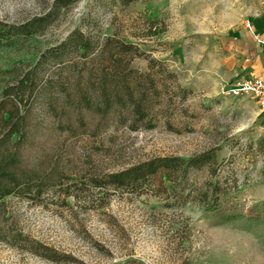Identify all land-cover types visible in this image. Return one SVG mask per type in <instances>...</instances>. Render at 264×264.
<instances>
[{
    "label": "rangeland",
    "instance_id": "rangeland-1",
    "mask_svg": "<svg viewBox=\"0 0 264 264\" xmlns=\"http://www.w3.org/2000/svg\"><path fill=\"white\" fill-rule=\"evenodd\" d=\"M250 25L264 0H0V103L28 116L0 153L40 172L0 196V264H264V115L221 92Z\"/></svg>",
    "mask_w": 264,
    "mask_h": 264
},
{
    "label": "trees",
    "instance_id": "trees-1",
    "mask_svg": "<svg viewBox=\"0 0 264 264\" xmlns=\"http://www.w3.org/2000/svg\"><path fill=\"white\" fill-rule=\"evenodd\" d=\"M43 20L37 19L33 21L31 24H27L21 29L19 33H24L26 35H31L33 33L39 32V26L41 27L43 24ZM26 80H31L30 74L26 75ZM24 79L21 78L18 80V86H13L6 89L4 92L6 95L15 94L21 95L23 94L22 89L24 87L23 84ZM7 102L2 101L0 103V122L8 125L7 133L3 138H11L12 136H16L17 144H19V140L24 136L22 127H21V119L26 121L27 115L22 116L20 120L13 121L15 116L19 115V107L16 105H11L15 107H11ZM15 108V109H14ZM20 116V115H19ZM20 145V144H19ZM18 148V147H17ZM15 152V154L5 155L0 153V196H5L11 194L13 192V188L15 186H20L22 184V179L32 178L34 176H39V169L30 170L25 163L23 162V157H20V151ZM22 160V161H21ZM182 160V159H181ZM184 162V160H182ZM175 159H162L156 164V161H151L147 164V172L148 174H156L158 168H165V170L171 169L175 165ZM195 162V161H194ZM193 165V161L188 162V166ZM142 167H137L133 170L122 172L113 176V181L115 184H124L126 178L130 177L131 180L135 181L145 173H141Z\"/></svg>",
    "mask_w": 264,
    "mask_h": 264
},
{
    "label": "built area",
    "instance_id": "built-area-1",
    "mask_svg": "<svg viewBox=\"0 0 264 264\" xmlns=\"http://www.w3.org/2000/svg\"><path fill=\"white\" fill-rule=\"evenodd\" d=\"M257 40L264 45L263 37L257 36ZM221 92L224 95H246L255 99L264 115V76H236L222 86Z\"/></svg>",
    "mask_w": 264,
    "mask_h": 264
},
{
    "label": "crops",
    "instance_id": "crops-1",
    "mask_svg": "<svg viewBox=\"0 0 264 264\" xmlns=\"http://www.w3.org/2000/svg\"><path fill=\"white\" fill-rule=\"evenodd\" d=\"M250 27V31L253 34L254 40L257 42V52L259 53L258 55L256 54V57H258V59H260L259 61L256 59L254 61L253 65H244V67L248 68L245 71L246 72H241V73H235L234 75H232V78L230 79V81L234 78V76H248V75H259V76H264V45L262 43H260L257 40V36L263 37L264 38V34H260L256 31H254V27L252 25L249 26ZM257 61L259 63V65H257ZM250 67V68H249ZM231 75V74H230Z\"/></svg>",
    "mask_w": 264,
    "mask_h": 264
}]
</instances>
